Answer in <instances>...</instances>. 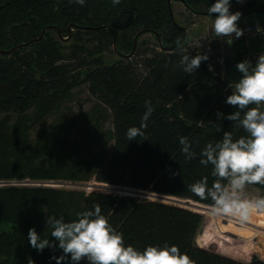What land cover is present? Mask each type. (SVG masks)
I'll use <instances>...</instances> for the list:
<instances>
[{"label": "trees", "instance_id": "obj_1", "mask_svg": "<svg viewBox=\"0 0 264 264\" xmlns=\"http://www.w3.org/2000/svg\"><path fill=\"white\" fill-rule=\"evenodd\" d=\"M173 1L168 6V0H120L113 6L112 0H85L83 5L76 0H0V181L79 182L92 175L98 183L211 206V201L187 189L205 176L212 183V165H201L199 153L207 143L220 141L226 131L234 138L247 133L232 121L216 120L217 111L227 116L236 110L225 103L231 81L222 76L217 52L207 54L208 60L193 74L179 66L178 39L191 56L204 52L184 42L186 29L173 17ZM179 1L193 13L214 17L208 9L215 0ZM263 5L264 0H243L233 12H241V17L264 15ZM139 31L152 34L155 44L137 42L131 57L104 63V52L114 36L116 49L128 54ZM70 34L71 44L64 53L61 40ZM234 61L224 60L227 68ZM71 81L85 82L89 94L110 113L103 148L94 154L82 152L87 154L85 159L75 156L72 145V158L62 150L70 143L66 134L76 125L73 119L52 126L47 139L30 138L35 118L27 112L37 107L39 119L50 108L46 99L61 95ZM147 101L155 110L145 136L129 141L127 129L139 127ZM95 112L94 118L93 113L88 118L93 123H85L92 143L105 116L104 111ZM180 136L192 141L197 155L191 161L181 151ZM177 171L179 175L173 177ZM249 186L264 191V185ZM95 203L123 233L125 243L138 249L167 243L188 253L195 264H264L256 256L240 261L199 246L201 211L125 193L45 184L0 185V264H28L29 260L58 264L53 257H60L62 250L38 252L29 243V229L35 227L42 238L54 240L46 228L49 215L71 221ZM60 264H71L70 258Z\"/></svg>", "mask_w": 264, "mask_h": 264}, {"label": "clouds", "instance_id": "obj_2", "mask_svg": "<svg viewBox=\"0 0 264 264\" xmlns=\"http://www.w3.org/2000/svg\"><path fill=\"white\" fill-rule=\"evenodd\" d=\"M76 3L83 5L85 0H76ZM119 3L120 0H112L113 6ZM231 6L232 0H215L208 9L209 14L214 15L211 31L215 37H227L229 44L233 34L237 38L244 34L238 23L241 12L231 11ZM176 44L180 53L179 66L187 74L196 72L209 58L207 53L191 56L179 39ZM236 68L242 75L239 80L228 84L232 91L225 100L236 110L227 116L217 111L216 120L232 121L247 135L234 138L232 132L226 131L220 141L207 143L199 153V163L206 167L212 165V183L209 185L205 176L188 184L187 189L195 196L211 201L209 211L214 216L236 218L243 223L254 213L264 212V196L250 197L246 192L249 185H264V52L259 54L255 64L243 60ZM209 70H212L211 66ZM154 110L147 101L139 127L127 129L129 141L145 136L144 129ZM178 139L185 160L194 159L197 153L192 141L187 136ZM172 175H179V172ZM46 228L51 229L54 240L42 238L32 227L28 232L29 243L41 253L45 248L58 247L63 253L60 257H53L58 264L66 258H70L71 264H79L82 260H87L88 264H195L189 254L182 253L175 244L148 245L143 250L126 244L123 233L102 214L99 203H95L92 209L78 212L71 221H65L63 216L49 215ZM33 262L29 260L28 264Z\"/></svg>", "mask_w": 264, "mask_h": 264}, {"label": "rangeland", "instance_id": "obj_3", "mask_svg": "<svg viewBox=\"0 0 264 264\" xmlns=\"http://www.w3.org/2000/svg\"><path fill=\"white\" fill-rule=\"evenodd\" d=\"M240 3L241 2H238L237 0L236 3L232 6V11H235ZM171 9L176 22H178V24H180L181 26H184L186 30L189 29L188 32H186L184 42L190 43V38H193L192 41L199 40L203 43V45H200L196 48L200 49L201 51H206L207 45L205 44L207 40L214 41L215 35H206L205 32L211 34L212 31L211 28L210 31H206L204 27H207L208 25L211 27L214 17L201 13H193L188 10L179 0H174L171 3ZM261 15L262 14H253L249 17H241L238 23L240 24L242 22L245 23L246 21L254 20L256 17L263 16ZM198 20H205L208 21V23H203L201 24L203 26H201L200 24H198ZM191 26H194L195 33H192V30L190 29ZM51 33L54 37H57L54 31ZM138 41H144L145 44H149L151 46L155 44L154 36L147 33L141 34ZM61 43L64 47V53L68 52V46L69 44H71L70 39L65 38L64 40H61ZM111 49L112 46L110 45L104 52V63L106 64H110L118 60L120 57L115 52L112 53ZM238 62V60H235L231 65V68H227V64H225L224 62L222 64V75H224L223 77H226L232 81L239 80L242 74L236 68ZM76 79H78V77H76ZM70 83L72 85L65 89L63 93H61V95L57 97L52 96L49 97V99H46L45 105L50 108L45 114L40 115L39 119H37V115L39 114V109L37 107H33L27 112V116L35 118V121L33 120L34 126L30 130V138L32 141H35V139H38V137L42 135L43 139H47L49 137L47 133L51 130L52 126L57 125L63 120L67 121L73 119V121L76 122V125L71 128L66 134L70 143L66 144V146H63V148L65 149L62 150L63 153H71V158L75 153L76 157H80L83 159L87 154H83L82 152L94 154L95 152L103 148L102 142L105 138H107L108 131L111 127L109 115L110 113L107 110L105 111L103 109V106L99 105V103H97V100L89 94L87 90V84L85 82L77 84L71 81ZM96 110L104 111L103 113L105 114V116L100 121L101 125L98 126L99 130L96 133L97 135L95 134L94 143H92V140L88 137V135H86L87 125H85V123H93H90V120L88 118L91 116V113H93L92 118H94ZM86 140L90 141V143H86ZM71 145L73 146L72 149H76L73 154L70 147ZM91 176L92 175L88 177L87 181L70 182L66 180H59L57 182L54 181L55 183L50 182L46 184H54L51 186L60 188L82 189L86 192L96 189L105 192L125 193L139 198L145 197L190 208L173 200L157 198L151 195V192L149 191L140 190L131 192L115 189V186L113 185L98 183L94 181ZM246 192L250 197L264 196V191L252 186H248ZM199 206L200 209L190 208L198 212L201 211L200 213L203 212V223L196 237V243L199 246L230 256L240 261H249L252 256H256L264 260V212L254 213L248 221L241 223L236 218L214 216L209 211L210 206L208 205L204 206L203 204Z\"/></svg>", "mask_w": 264, "mask_h": 264}, {"label": "built area", "instance_id": "obj_4", "mask_svg": "<svg viewBox=\"0 0 264 264\" xmlns=\"http://www.w3.org/2000/svg\"><path fill=\"white\" fill-rule=\"evenodd\" d=\"M239 27L243 29V35L240 37H235L233 34L232 43H228L227 37H215L214 41L224 42L228 45H244L247 48V51L240 56V61L250 60L252 63H255L259 54L264 52V18L258 21H247L245 23H240ZM200 45H203L201 41H192L188 43L190 48H195ZM220 63L223 64V60L218 59ZM55 183L57 181H33L29 179L23 180H4L0 181V185L8 184H45V185H54L46 183Z\"/></svg>", "mask_w": 264, "mask_h": 264}, {"label": "crops", "instance_id": "obj_5", "mask_svg": "<svg viewBox=\"0 0 264 264\" xmlns=\"http://www.w3.org/2000/svg\"><path fill=\"white\" fill-rule=\"evenodd\" d=\"M263 17H264V15L262 17H256L254 20L262 19ZM250 21H253V20H250ZM203 23H208V21L198 20V24L201 25ZM242 23H244V22H242ZM201 26H203V25H201ZM204 28L206 29V31L207 30L210 31L211 27L208 25L207 27H204ZM190 29L192 30V33H195L194 26L193 27L191 26ZM188 30L189 29H187L186 32H188ZM205 33H206V35L207 34L211 35V36L215 35L213 32H211V34L208 32H205ZM192 39L193 38H190V42L192 41ZM208 42H209V45H208ZM205 45H207V46H206V51H203L204 53L213 54L214 52L215 53L217 52L219 59L223 60V62H224V60H227V59L228 60H238L240 62V56L247 51V48L244 45H239V44L238 45H228V44H225L224 42H215L212 40H207ZM229 67L231 68V65ZM222 76H224V75H222ZM230 81L233 82L232 80H230Z\"/></svg>", "mask_w": 264, "mask_h": 264}, {"label": "water", "instance_id": "obj_6", "mask_svg": "<svg viewBox=\"0 0 264 264\" xmlns=\"http://www.w3.org/2000/svg\"><path fill=\"white\" fill-rule=\"evenodd\" d=\"M170 2L171 0H168V6H170ZM264 6V5H263ZM134 48H135V45L134 47L132 48L131 52L129 54H127L126 56H130L133 51H134ZM115 189H120L122 191H131V192H136V191H140V190H133V189H129V188H120V187H117L115 186ZM142 191V190H141ZM138 193H141V192H138ZM151 195L157 197V198H160V199H168V200H173L179 204H182V205H185V206H188L190 208H195V209H200L199 205H203L201 203H198V202H195V201H192L190 199H181V198H176V197H172V196H168V195H162V194H159V193H152L151 192ZM177 199V200H176ZM179 199V200H178ZM205 206V205H204Z\"/></svg>", "mask_w": 264, "mask_h": 264}, {"label": "flooded vegetation", "instance_id": "obj_7", "mask_svg": "<svg viewBox=\"0 0 264 264\" xmlns=\"http://www.w3.org/2000/svg\"><path fill=\"white\" fill-rule=\"evenodd\" d=\"M75 27H70V29L69 30H72V29H74ZM72 32V31H71ZM140 32V31H139ZM141 34H144V33H139L135 38H134V40H133V47H134V45H135V47H136V43L137 42H139L138 40H139V37L141 36ZM65 38H71V34L69 35V36H67V37H65ZM64 38V39H65ZM116 38H115V36L113 37V44H112V48H113V50H115V53L116 54H118L120 57H119V59H125V58H129V57H131L132 55H133V53H134V51H133V53L130 55V56H126L127 54L126 53H124L123 51H121V50H117L116 49ZM120 43V42H119ZM121 43H125V41H122ZM135 50V49H134ZM129 54V53H128Z\"/></svg>", "mask_w": 264, "mask_h": 264}, {"label": "bare ground", "instance_id": "obj_8", "mask_svg": "<svg viewBox=\"0 0 264 264\" xmlns=\"http://www.w3.org/2000/svg\"><path fill=\"white\" fill-rule=\"evenodd\" d=\"M179 200V199H178Z\"/></svg>", "mask_w": 264, "mask_h": 264}]
</instances>
